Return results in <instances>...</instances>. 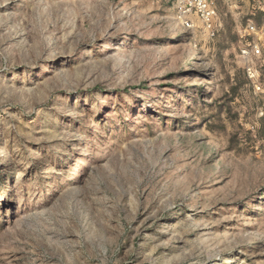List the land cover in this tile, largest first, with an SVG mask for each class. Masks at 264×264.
Here are the masks:
<instances>
[{
	"label": "rangeland",
	"instance_id": "rangeland-1",
	"mask_svg": "<svg viewBox=\"0 0 264 264\" xmlns=\"http://www.w3.org/2000/svg\"><path fill=\"white\" fill-rule=\"evenodd\" d=\"M217 8L0 0V264H264V0Z\"/></svg>",
	"mask_w": 264,
	"mask_h": 264
},
{
	"label": "built area",
	"instance_id": "built-area-1",
	"mask_svg": "<svg viewBox=\"0 0 264 264\" xmlns=\"http://www.w3.org/2000/svg\"><path fill=\"white\" fill-rule=\"evenodd\" d=\"M178 11L177 20L181 27L186 30H195L197 23H201L205 33L213 38L222 29V23L218 14L217 0H175ZM251 32H256L255 26H250ZM261 49L258 45L249 46L241 51V58L244 61L245 73L255 94L264 97V85L262 75L257 69L254 59L260 57ZM259 117L264 119V107L260 110Z\"/></svg>",
	"mask_w": 264,
	"mask_h": 264
},
{
	"label": "bare ground",
	"instance_id": "bare-ground-1",
	"mask_svg": "<svg viewBox=\"0 0 264 264\" xmlns=\"http://www.w3.org/2000/svg\"><path fill=\"white\" fill-rule=\"evenodd\" d=\"M180 23V22H179Z\"/></svg>",
	"mask_w": 264,
	"mask_h": 264
}]
</instances>
